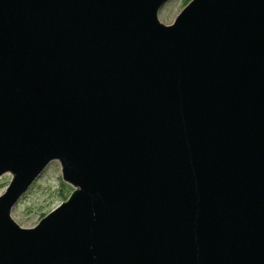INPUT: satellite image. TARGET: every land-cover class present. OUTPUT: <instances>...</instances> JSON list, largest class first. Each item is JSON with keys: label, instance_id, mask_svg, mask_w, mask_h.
Returning a JSON list of instances; mask_svg holds the SVG:
<instances>
[{"label": "water", "instance_id": "water-1", "mask_svg": "<svg viewBox=\"0 0 264 264\" xmlns=\"http://www.w3.org/2000/svg\"><path fill=\"white\" fill-rule=\"evenodd\" d=\"M166 1L0 0V264H264V0Z\"/></svg>", "mask_w": 264, "mask_h": 264}, {"label": "rangeland", "instance_id": "rangeland-1", "mask_svg": "<svg viewBox=\"0 0 264 264\" xmlns=\"http://www.w3.org/2000/svg\"><path fill=\"white\" fill-rule=\"evenodd\" d=\"M191 0H167L159 10V20L166 25L175 18ZM14 178L12 172L0 177V195H2ZM78 186L66 180L60 161H52L34 181L11 211L12 218L22 227L31 228L40 220L68 201Z\"/></svg>", "mask_w": 264, "mask_h": 264}]
</instances>
